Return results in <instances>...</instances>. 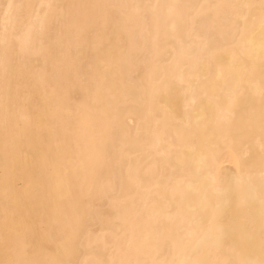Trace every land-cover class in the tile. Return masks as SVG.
Masks as SVG:
<instances>
[{
	"label": "bare ground",
	"instance_id": "6f19581e",
	"mask_svg": "<svg viewBox=\"0 0 264 264\" xmlns=\"http://www.w3.org/2000/svg\"><path fill=\"white\" fill-rule=\"evenodd\" d=\"M0 264H264V0H0Z\"/></svg>",
	"mask_w": 264,
	"mask_h": 264
}]
</instances>
